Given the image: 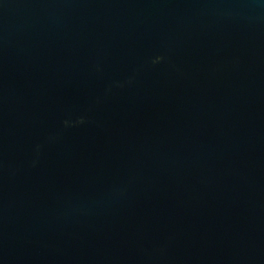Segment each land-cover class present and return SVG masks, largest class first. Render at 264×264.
<instances>
[{"label":"water","instance_id":"1","mask_svg":"<svg viewBox=\"0 0 264 264\" xmlns=\"http://www.w3.org/2000/svg\"><path fill=\"white\" fill-rule=\"evenodd\" d=\"M0 264H264V0H0Z\"/></svg>","mask_w":264,"mask_h":264}]
</instances>
